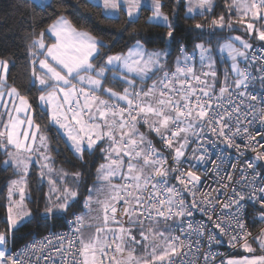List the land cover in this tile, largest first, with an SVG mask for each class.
Listing matches in <instances>:
<instances>
[{
	"label": "snow or ice",
	"instance_id": "snow-or-ice-1",
	"mask_svg": "<svg viewBox=\"0 0 264 264\" xmlns=\"http://www.w3.org/2000/svg\"><path fill=\"white\" fill-rule=\"evenodd\" d=\"M198 2L201 8L211 10L212 0H198ZM124 3L127 7L128 17L132 18L140 11L143 0H124ZM150 5L152 15L149 20L165 25L168 28L167 37L170 40H175L173 25L168 16L161 11V0H150ZM233 6L237 10H242L245 17L250 13L253 19L264 20V0H233ZM120 7V0H103L105 10L115 11ZM191 11L190 8L189 12ZM240 22L244 23L243 19ZM213 26L225 27L224 16L221 15L219 19H214ZM227 26L231 27V24L229 23ZM195 27L199 29L202 26L196 24ZM253 28V23H247L249 31H252ZM51 30L56 33L58 42L48 48L47 55L55 62L56 67L50 65L47 60H41L40 65L47 69V78L35 76V72L33 73L41 89H51L46 94L42 90L38 97L39 101L44 105L52 106L50 112L52 123L67 134L71 150L81 161L84 159L85 152L91 154L99 143L104 142L105 138L110 142L108 148L101 149L102 152L107 153L105 158L109 162L101 164L97 169L98 182L104 185L98 191L106 193L103 201H96L101 206L103 213L101 222L104 226L96 227L95 235L88 240L80 235V228L77 227L75 231L78 234L79 247L76 252H72L71 249L75 246V240L69 241L68 251L62 256V264H104L105 259H107L108 264H164L165 261L167 264H171L173 254H182L178 252V248L184 246L183 242L177 244L176 241H179V237L165 235L164 232L155 231L153 228L147 230L148 233H151L152 241L150 259L148 256L136 258L131 251L124 257L126 245L128 243L138 244L139 241L131 235V229H126L121 221L116 219L117 205L123 201V207L119 210L123 215L128 216L129 224L142 225L143 218L158 223L160 220L166 222L173 216H192V211L186 210L185 202L175 199L181 195L182 190L177 189L175 185H169L167 177L170 172L179 173L175 179L184 186V189H187L186 181L195 186L200 177L193 171L184 173L178 167L171 169L165 167L166 159L163 158L152 142L147 140L145 134L139 131L137 125L140 122L148 124L149 130L154 131L160 137L165 147L174 151L173 161L176 164H179L180 158L184 156V150L190 143V136L204 138L205 129L223 137L228 145L233 146V140L230 137L231 122L235 119L236 124L240 125V115H244L246 118L247 115L251 114L242 111L245 98L249 101L248 108H252V101L259 100L261 104H264V78H261L262 85L259 94H253L255 89L250 90L249 87L252 78L245 71L240 70L236 64V56H244L245 53L234 48L231 42L222 45L220 50H228L233 60L232 70L239 77L234 81L235 97L229 91L227 76L225 77V86L219 88V93L216 94L212 91L215 87L216 72L203 73L204 76L213 77V84L201 79V76L197 75L194 67L191 66L194 57L186 51L184 45H180L181 56L176 58L174 71L168 70L166 63H162V59L166 58L169 53L164 51L145 52L139 41L128 50L127 54L107 56L104 64L97 70L90 59H94L100 54L99 46L103 43L102 41L97 40L86 31H77L71 22L63 17L51 26ZM235 39L239 40L240 37ZM259 39L264 41V30H259ZM34 43L36 42L34 41ZM39 46L44 47L42 42L39 43ZM244 47L249 48L251 46L244 43ZM196 50L199 51L201 64L203 65V62L208 60V67L212 69L214 61L209 54L211 49L205 47L203 43H197L194 45V52ZM109 67L126 70V74L124 71L119 74L113 72L114 78L129 86L125 87L122 93L116 92L112 88H103L100 78L106 77V70ZM7 72L8 62L0 60V89L6 85ZM82 72H94L95 77L81 75ZM156 72L161 73V75L152 80V83L146 88L141 86L137 89L134 81L128 78V75L135 74L141 81H144L151 79ZM70 77L78 78L79 82L86 87L76 88L71 83ZM190 77L191 79H189ZM192 80L196 81L198 87L193 86ZM101 89L115 101L125 102V106L121 107L120 103H110L96 96L95 92ZM241 89L244 90L241 91ZM58 93L62 94V97L58 96ZM3 95L4 92L0 91V98ZM8 95L18 97L20 105L15 107V111L25 113L27 118L26 121L21 120L19 115L13 117L9 112V119L4 124L3 131H0V144H4L5 147L11 145L17 149L16 156H13L12 153H9V156L12 157V163L18 168L23 166L26 172L27 164L18 156L21 151H33L32 145L27 141L29 137L33 143L36 141L39 125L34 124L31 115H27L31 105L26 97L20 95L15 87L9 90ZM81 97L83 103H81ZM61 98L63 103H56L53 106V101ZM97 121L100 122L97 123ZM260 121L264 125V109H262ZM25 123L27 126L22 127ZM33 127L37 131L30 132L29 130ZM247 131L248 129L244 128V132L247 133ZM239 134L240 127H237L233 135ZM249 139L254 140L255 137L250 136ZM39 140L41 146L47 150V137L40 135ZM195 151L194 149L193 152ZM205 154L202 153L199 157L194 156L193 158L203 161ZM113 155H115V159L112 158ZM124 157H127L126 162ZM44 159L48 160L49 157L45 156ZM258 159H264V155L258 156ZM141 160L143 161L142 165L140 164ZM5 163L7 164L8 161ZM125 163L126 171L124 170ZM47 167V164L42 165V168ZM248 168H253V164L249 163ZM49 172H51L50 168ZM258 175L260 174L258 173ZM43 176L44 172L42 171L41 177ZM72 176L78 180L80 173H73ZM116 178L122 179L124 183H112V180ZM48 182L50 185L55 184L51 179ZM21 185L22 181H12V186L9 188V197L12 195L13 187L18 188L20 194V200L8 208L7 223L10 229L25 218L33 217L31 210H25L23 207L25 188ZM187 190L191 191V189ZM258 191L260 195L256 196L254 192L252 199L264 207V187ZM92 192L93 189H89L90 195L85 200L86 207L92 201ZM53 194H55L54 199ZM77 196L78 192L68 187H65L62 192L55 187L50 188V194L46 197L47 203L42 215L49 218L66 213L76 202ZM236 197L231 199V204H235L239 210L245 197L240 193H236ZM192 206H197L195 201H193ZM223 207L228 208L230 204H224ZM174 208H178V210L173 211ZM200 210L205 211V209ZM259 218L264 220V212H261ZM83 219L82 216H77L75 223L82 226ZM110 222L121 224L118 233L117 230L107 227ZM187 227L192 229V223L189 222ZM215 227L220 229V233L225 232L220 223H216ZM237 227L244 230L242 222H238ZM196 231L202 235L203 226H199ZM109 232L113 234L111 241L107 238ZM140 236L144 241L150 239L142 227ZM7 239L5 232H0V245L6 244ZM213 239V236H209V243ZM231 240H237V236L233 235ZM113 245L115 246L114 252L120 254L121 259H117L115 255H108L109 250L113 249ZM243 246L248 252L253 251L246 243ZM32 247L34 248L35 245ZM261 247H264V242H262ZM57 251L60 252V250ZM69 256L72 257L70 262ZM207 258V254H205V260ZM0 264H18V261L13 256L6 257V252L0 250ZM227 264H264V255L230 259Z\"/></svg>",
	"mask_w": 264,
	"mask_h": 264
},
{
	"label": "trees",
	"instance_id": "trees-1",
	"mask_svg": "<svg viewBox=\"0 0 264 264\" xmlns=\"http://www.w3.org/2000/svg\"><path fill=\"white\" fill-rule=\"evenodd\" d=\"M161 6L164 14L168 16L174 14L172 25L176 39L170 41L168 55V62L171 65L174 58L180 54V45H184L186 51H190L199 41L205 42L209 35H220L225 32L221 30L211 33L197 29L195 26L200 23L207 24L214 17L226 12L228 0H215L211 14L189 15L184 0H161ZM119 12L117 16L106 15L103 7L92 0H49L46 3L34 0H0V58L9 59L11 62L6 86L15 87L20 94L28 98L35 123L47 133L52 165L62 167L70 173H80L78 180L70 177L66 180L76 183L74 186L78 192L76 202L66 213L46 218L42 213L47 203V185L39 175L38 166L32 164L29 175L31 197L27 202L33 217L26 219L17 228L10 229L6 218L7 185L18 173L11 165H4L8 151L0 144V232H5L7 235V246L11 250L36 235L67 227L68 220L74 214L81 216L89 189L98 183L97 169L107 160L105 158L107 153L102 152L101 149L110 146V142L105 139L91 154L85 152L83 161L71 150L66 136L51 122L49 111L39 104L38 97L41 91L46 93L50 89H41L33 81L34 59L37 58L38 53L34 41L36 42L41 33L54 21L65 16L75 28L86 31L103 42L100 45V54L96 58L99 63H102L108 54L123 52L137 41L148 49L166 46L168 28L149 20L152 15L151 8L141 7L135 19H129L122 6ZM51 40L49 37L48 41ZM254 44L264 43L255 41ZM151 81L152 79H147L145 82L149 85ZM102 84L103 88H112L117 92H123L125 87H129L121 80L111 77V74L102 79ZM97 93L113 100L102 89ZM139 127L145 131L144 126L139 125ZM120 181L124 183L122 179ZM261 212H264V209L249 203L248 221L252 231L256 233L264 227L259 220ZM235 253L237 251L232 254Z\"/></svg>",
	"mask_w": 264,
	"mask_h": 264
},
{
	"label": "built area",
	"instance_id": "built-area-1",
	"mask_svg": "<svg viewBox=\"0 0 264 264\" xmlns=\"http://www.w3.org/2000/svg\"><path fill=\"white\" fill-rule=\"evenodd\" d=\"M192 56L193 60L197 58L195 55ZM205 67L206 65L203 63L202 68ZM241 70L252 78L249 82L250 90L255 89L253 94L258 95L261 91V78H264V44L251 46ZM203 71L204 69H202ZM192 84L197 86L195 80H192ZM243 90L241 89V91ZM229 91L235 97L233 86L229 87ZM214 93L218 94L219 91ZM108 100L110 103H120ZM248 103L249 101L245 98L242 111L251 114L246 118L244 115H240V125L236 124L235 119L231 122L230 137L233 140V146L228 145L223 137L205 129L204 138L190 136V143L184 150V156L180 158L179 164L173 161L174 151L165 147L160 137L154 131L149 130L148 124L143 122L138 124L144 126L149 140L166 159L165 167L169 169L178 167L184 173L193 171L200 177L195 186L186 181L187 189H191L189 191L175 179L179 173H169V176L172 177V185L182 190L181 195L175 199L183 200L187 206L186 210L193 213L192 216L176 217L177 220L173 223V236L180 238L176 243L179 244L182 241L184 246L178 248V252L182 254H177L172 258L171 264H182V262L183 264H224L226 256L239 250L245 243L253 241L256 232L252 231L248 221L249 203L264 209L259 202L252 199L253 193L255 192L256 196H259L258 190L264 187V159H258V156L264 155V138H262L264 137V125L260 121L264 104H261L259 100L252 101V108H248ZM120 105L121 107L125 106L124 103H120ZM237 127H240V134L233 135ZM244 128L248 129L247 133L244 132ZM250 136L255 139H249ZM194 149L195 152H193ZM202 153H206L203 161L193 158L194 156L199 157ZM249 163L253 164V168H248ZM229 177L231 178L229 179ZM167 180L170 179L167 178ZM236 193L245 197L239 210L235 204H231V199L237 198ZM193 201L196 202V207L192 206ZM224 204H230V207L224 208ZM122 207L123 201L117 205L116 219L125 225L126 215H123L119 210ZM200 209H205V211L202 212ZM177 210L178 208L173 209V211ZM77 216L80 215L74 214L68 220L67 227L63 229L36 235L13 250L8 248L6 241V244L0 245V250L6 252V257L13 256L18 264H62V256L68 251V242L75 240L72 252H76L79 247L78 234L75 229L81 228V226L75 223ZM143 220L148 219L143 218ZM259 220L264 224V220L260 218ZM181 221L183 222L181 223ZM189 222L193 225L192 229L187 227ZM238 222L244 224V230L237 227ZM216 223H220L221 227L225 229L223 234L220 233V229L215 227ZM199 226H203L202 235L196 231ZM233 235L237 236V240H231ZM209 236L214 237L210 243ZM112 239L113 236L108 237L109 241ZM32 245L35 247L33 248ZM114 247L113 245V249L109 250L108 255H115L117 258L118 254L114 252ZM57 250L60 252L58 253ZM205 254L208 257L207 260H205ZM71 259L72 257L69 256V262ZM104 264H108L107 259L104 260ZM164 264H167V261Z\"/></svg>",
	"mask_w": 264,
	"mask_h": 264
},
{
	"label": "rangeland",
	"instance_id": "rangeland-1",
	"mask_svg": "<svg viewBox=\"0 0 264 264\" xmlns=\"http://www.w3.org/2000/svg\"><path fill=\"white\" fill-rule=\"evenodd\" d=\"M34 1H37L39 3H46L49 0H34ZM95 1H98L103 7V0H95ZM120 4H121L122 8L127 13V7H126V5L124 3V0H120ZM144 6L151 8L150 0H143L142 7H144ZM213 8H214V6L211 8V10L209 12H187V13L189 15L204 14V13L211 14L212 11H213ZM103 11H104V13L106 15H109V16H117L120 13L119 9H117L115 11H110V10H105L103 8ZM138 14H139V12L135 16H133L132 18H129V17L128 18L129 19H135L138 16ZM164 15H166V14H164ZM221 15L224 16L225 27L220 28L218 26H213V20L214 19H219V17ZM166 16H168V15H166ZM61 17H63L64 19L68 20L65 16H61ZM61 17H59L44 32H42L40 37H39V39H37V41H36V44H38V47L41 50H43V51L45 50V56L48 57V61L47 62L50 65H52L53 67H56V64L51 59V57L47 55V52H48V48L51 47L53 44H56L58 41H57L56 33L51 30V26L56 24V22ZM168 18H169V21L172 23L173 18H174V14L172 16H168ZM242 19H243L244 23L240 22ZM229 23L231 24V27L227 26ZM247 23H253L254 28H253L252 31H249L247 29ZM200 25L202 27L199 28V29H202V30H205V31H208V32H211V33H214L216 31H221V30L225 31L224 33H221L220 35H209L205 42L204 41H199L198 42V43H203L205 45V47L211 49V52L209 54L211 55V57H212V59L214 61V65H213L212 69H209V67H208V64H209L208 60H205L203 63H205V65H206V73H208L210 71H215L216 72L215 87L212 89V91H219L220 87L225 86V77L226 76H227V85L234 87V81L236 79H238L239 77L232 70L233 60H232L231 56L229 55L228 50L225 49L224 51H221L220 50L221 46L224 45L227 42H231L233 44L234 48H236L239 51L245 53L244 56H236V64H237L238 68L241 70L243 63L247 60V57H248V54H249V50L251 48V47L245 48L244 47V43H247L250 46H252L253 43H255V41L264 43V41H261L259 39V30H264V20H261L259 18L253 19L251 17L250 13H249V15L247 17L243 16L242 10H237V8L235 6H233V0H232V1H230V4L228 3V9H227L226 12L220 14L218 17H214L207 24L200 23ZM75 29L77 31H83V30H80V29H77V28H75ZM48 36L52 39L51 41H48V38H49ZM236 37H240V39L237 40V39H235ZM96 39L100 40L98 38H96ZM170 41L171 40L167 37L166 46L160 47V48L148 49L143 44L142 45H143V48H144L145 52L164 51V52L169 53ZM242 41H243V43H242ZM40 42L43 43V45H44L43 48H41L39 46ZM136 43H134L131 46H129L123 52L112 53V54H108L107 56L116 55V54H127L128 50L130 48H133L134 45H136ZM99 50H100V46H99ZM187 52L190 55H195V56L197 55L199 57V51L196 50L194 52V48L192 50H190V51H187ZM107 56L102 60V63H99V60L96 59L97 56H95L94 59H90V62L92 63L94 68H96L98 70L104 64V62L106 61ZM178 56H181V53L174 58V62H173L172 65L168 62V56L166 58L162 59V63H166L168 70L175 69V67H176L175 61H176V58ZM0 60L7 61L8 62V69H9V66H10V63H11L10 60L9 59H2V58H0ZM198 63L201 64L200 58L198 60ZM191 66H193L195 71H196V68H195L196 67V63H194V60H192ZM40 67L42 68L41 65H40ZM42 69H43V71L38 69L35 72H36V74L39 77H42V78L46 79L47 78V69H44V68H42ZM57 70H60V69L57 68ZM114 71L117 74H119L121 71H124L125 74H126V70H122V68L112 69L111 67H109L106 70V75L111 74V77L114 78V76H113V72ZM32 75H33V73H32ZM81 75H92V76L95 77V73L94 72H92V73H84V72H82ZM160 75H161V73L156 72L154 75H152L151 79L152 80L157 79V77H159ZM128 78L134 81L137 89H139L141 86H144L145 88L147 87V84L145 82L146 80L141 81L135 74L128 75ZM70 79H71V83L73 85H75L76 88L79 89L81 87H86V85L81 84L79 82L78 78H71L70 77ZM100 79H103V78H100ZM203 79L207 80V82L209 84H213V82H214L213 81V77H211L210 75L209 76H204ZM33 81H35V78H33ZM151 83H152V81H151ZM6 84H7V79H6ZM61 87H63V85H61ZM11 88L12 87H7L5 85V87L3 89H0V91L4 92L3 97L0 98V131H3L4 124L9 119V116H8L9 112H11L13 117L19 115V118L21 120H25L26 121V118H27L25 113H23V112L17 113L15 111V107H18L20 105V101H19L18 97L9 96L8 95V92H9V90ZM88 90L91 91V89H88ZM120 93H122V92H120ZM20 95H22V94H20ZM58 96L62 97V94L58 93ZM80 99H81V103H83V98H80ZM108 99L109 98L106 97V100H108ZM27 100H28V98H27ZM60 102L63 103L62 98L59 99V100L53 101V106L56 103H60ZM119 102L125 104V102H123V101H119ZM28 103H29V101H28ZM39 104H40V106L42 108L47 109L49 111V113L51 112V107L52 106L44 105L41 101H39ZM66 107L67 106L65 105V108ZM27 115H31V117H32V119L34 121L32 108L29 110ZM34 124H36L35 121H34ZM26 126L27 125L25 123V125L22 126V127H26ZM29 131L32 132V131H37V130L35 129V127H33ZM61 131L67 137V134L63 130H61ZM40 134L41 135L45 134V136L47 137V133L45 131H42V132L38 131L37 132V139H36V141L34 143L32 142L31 137H29V140L27 141V143L32 145L33 151H31V152H29V151H21L19 153L18 158L24 160V162L27 164V171L26 172H25L23 166L18 168L14 163H12V157L9 156V153H12L13 156H16L17 155V149L14 146H11V145H8L7 147H5L4 144H1L2 147L8 151V155H7V158L5 160V161H8V163L6 164L4 162V165L11 164L13 169L16 171V173H18V175L14 179L9 181L8 185H7V188H8V191H7V214H6V218L7 219H8V215H9L8 208L10 206H12L15 202L20 200L19 190L16 187H13L12 195H11V197H9V188H10V186H12V181H22V185L21 186H23L25 188L23 207H24L25 210H29L27 200L31 197L30 187H29V175L31 173L30 168H31L32 164H36L38 166V168H39L38 171H39L40 177H41V172L42 171L44 172V176L41 177V178L47 185V189H48L47 196L50 194V188H52V187H55V188L59 189L61 192L63 191V189L65 187H68V188L76 191V187H74L76 185V183H74V181H72V180H70L69 182L66 181L68 177L73 179V176H72L73 173L68 172L66 169H64L62 167H54L52 165V157L50 155V150H49L50 149L49 141H47V143H46L47 144V150H45V148L41 146V143H40V140H39ZM5 143H6V141H5ZM45 156H47V157L49 156V159L45 160L44 159ZM45 164H47L48 167L47 168H42V165H45ZM49 168L51 169V172H49ZM65 173L67 175H64ZM62 176H63V179H61ZM50 179L55 182L54 185H50L49 184L48 181ZM112 183L119 184L118 181H116V180H112ZM168 183H170V185H172L173 182L172 181H168ZM103 187H104L103 183L98 182L96 187L92 188L93 189V192L91 193L92 201H91L89 206H87V207L85 206L84 212H82V214H81V215H83V218H84V226L81 229V235H82V237L85 240H88V239L92 238L95 235L96 227H103L104 226L102 224V222H101L102 221V217H100V215L97 213V211H99V205L96 203L97 200L105 199L106 193L103 192V191H98V190H100ZM89 195H90V193L87 195V197H85V200L89 197ZM54 198H55V194H53V199ZM94 215H96V217H100V218L95 220V218L93 217ZM26 219H28V218H25L18 225L14 226V227H11V229L17 228ZM150 224H153V221L152 222H148V221L147 222H143L142 225H140V224H129V223L123 225V227H125L126 229H131V235L134 236L137 241H139L138 244L128 243L126 245V250H125V253H124V257H126L128 252L131 251L132 255L134 257H136V258H141V257L148 256V258L150 259L149 253L151 252V243H152V241H151V233H148V231H147L149 229V225ZM89 225H92V226L90 227ZM120 226H121L120 224H115V223H111V222L107 225L108 228H112V229L117 230V233H118V229H119ZM141 227L143 228L145 233L150 236L149 241H144L142 239V237L140 236ZM153 229L155 231H162V232L165 233V235H168V232H167V230H165V228L157 227L156 229L155 228H153ZM110 236H113V234L111 232L107 233V238L110 237ZM262 242H264V227L261 228L259 231H257V233L254 235V238H253L252 242H247L246 243L247 245H249L253 249L252 252H248L245 249V247L242 246L239 250H237V253L230 254V255L226 256L225 259H224V264H227L228 260H230V259H240V258H243V257H249L250 258L252 256H262V255H264V247H261ZM176 256H177V254H173L172 258H174ZM121 258L122 257L119 254L118 259H121Z\"/></svg>",
	"mask_w": 264,
	"mask_h": 264
},
{
	"label": "crops",
	"instance_id": "crops-1",
	"mask_svg": "<svg viewBox=\"0 0 264 264\" xmlns=\"http://www.w3.org/2000/svg\"><path fill=\"white\" fill-rule=\"evenodd\" d=\"M92 1H94V2H96V3H98V4H100L98 1H95V0H92ZM185 1V4H186V8H187V12H189V9L191 8L192 9V11L191 12H209V10H207V8H201L200 6H199V2H198V0H184ZM214 1L215 0H212V7L214 6ZM230 1H232V0H228V3L230 4ZM101 5V4H100ZM102 6V5H101ZM54 23V22H53ZM52 23V24H53ZM72 25V24H71ZM37 45V51H38V53L36 54L37 55V58L36 59H34V71H33V73L35 72V71H37L38 69H40V70H42L43 71V69L40 67V61L41 60H47L48 61V57L47 56H45V50L43 51V50H41L39 47H38V44H36ZM198 60H199V57L196 59V60H194V63H196V74L197 75H200L201 76V79H203L204 78V75H203V73H206V67L205 68H202V64H199L198 63ZM202 69H204V71L202 72ZM202 72V73H201ZM35 76H38L37 74H36V72H35ZM32 78H34V75H32ZM35 82L39 85V83H38V81L35 79ZM99 91V90H98ZM95 95L96 96H98L99 98H101V99H104V100H106V95H101V94H98L97 92H95ZM61 103V102H60ZM100 121H97V123H99ZM137 127H138V129H139V131L140 132H142V133H144L145 134V136H146V138H147V140H149V137L147 136V134H146V131H143L140 127H139V125H137ZM39 131H43L40 127H39ZM41 135V134H40ZM44 136H45V134H43ZM67 138V137H66ZM106 139V138H105ZM68 140V139H67ZM47 141H48V139L46 140V143H47ZM70 143V142H69ZM48 155V154H47ZM49 157V156H48ZM112 158L113 159H115L116 157H115V155H113L112 156ZM124 159H125V162L127 161V157H124ZM109 161L108 160H106L103 164H105V163H108ZM134 163H135V161H133ZM142 163H143V161L141 160L140 161V164L142 165ZM9 165H11V164H9ZM12 166V165H11ZM124 170L126 171L127 170V168H126V163H125V166H124ZM148 170H150V169H148ZM168 179H170L169 181H171L172 180V177L171 176H168L167 177ZM113 180H116V181H118V183L119 184H121V181H120V178H119V180H117V179H113ZM97 185V184H96ZM96 185H95V187H96ZM100 199V198H99ZM101 201H103L104 199H100ZM97 213L100 215V217H102V215H103V213H102V211H101V206L99 205V211H97ZM82 217H83V215H81ZM94 218H95V220L96 219H98V218H100V217H96V215H94L93 216ZM177 219H176V217H172L171 219H169L167 222H164L163 220H160L158 223H154L153 222V224H150L149 225V228H157V227H161V228H165V230H167V232H168V235H171V236H173V234H174V228H173V223H175V221H176ZM129 218H128V216H126V224H128L129 222ZM152 222V221H150V220H143V222ZM116 224V223H115ZM83 226H84V219H83V225L81 226V228H80V235H81V229L83 228ZM82 236V235H81ZM118 257H119V254L117 255V259H118Z\"/></svg>",
	"mask_w": 264,
	"mask_h": 264
}]
</instances>
